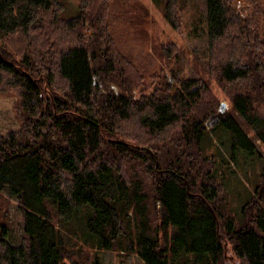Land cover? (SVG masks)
Instances as JSON below:
<instances>
[{
    "label": "trees",
    "instance_id": "trees-1",
    "mask_svg": "<svg viewBox=\"0 0 264 264\" xmlns=\"http://www.w3.org/2000/svg\"><path fill=\"white\" fill-rule=\"evenodd\" d=\"M109 1L79 0L65 18L60 0H0V94L21 121L0 136V215L9 187L24 219L13 246L0 218V264H83L58 227L83 204L100 248L144 264H264V167L236 213L201 146L211 115L232 149L254 153L255 141L184 73L174 42L152 40L140 69L145 52L108 32ZM163 14L180 29L178 0ZM206 24L209 75L264 146V0H206Z\"/></svg>",
    "mask_w": 264,
    "mask_h": 264
},
{
    "label": "rangeland",
    "instance_id": "rangeland-1",
    "mask_svg": "<svg viewBox=\"0 0 264 264\" xmlns=\"http://www.w3.org/2000/svg\"><path fill=\"white\" fill-rule=\"evenodd\" d=\"M64 8L61 15L65 18L78 14L79 0H60ZM165 0H110L106 24L108 32L120 44L124 51L136 53L145 52L142 62L136 65L143 69L147 65V53L151 52L152 40L159 45L169 39L180 49L178 65L188 77H201L211 91L219 99L221 111L228 110L238 120L240 126L255 141L254 153L236 148L232 149L229 132L219 122L216 115H211L206 121L201 146L206 156L213 157L216 162L215 176L228 192L227 206L240 213L241 206L252 196L260 172L264 167V146L256 139L250 128L229 103L225 93L209 75L208 37L206 24V0H178L183 13L180 29L173 28L165 19L163 8ZM152 53V52H151ZM156 54V53H155ZM157 57V54L155 55ZM160 58L157 57V63ZM157 63L151 70H157ZM147 82L149 81L146 78ZM171 80V78H170ZM152 87H147L150 92ZM138 96V93L136 92ZM16 97L0 94V136L9 131H17L21 121L14 111ZM220 111V109H219ZM2 195L8 199L5 216L8 232L6 239L13 246L22 243L24 237V219L19 208L16 194L9 187L2 190ZM94 208L83 204L74 216L67 220H59L58 227L68 242L72 257L83 264H144L136 253L120 249H104L98 244V236L92 234L87 227V220ZM133 214L129 225L130 231L135 230ZM69 264L67 258L64 259Z\"/></svg>",
    "mask_w": 264,
    "mask_h": 264
},
{
    "label": "water",
    "instance_id": "water-1",
    "mask_svg": "<svg viewBox=\"0 0 264 264\" xmlns=\"http://www.w3.org/2000/svg\"><path fill=\"white\" fill-rule=\"evenodd\" d=\"M219 109H220V111H221V110L223 109V106H220V108H219Z\"/></svg>",
    "mask_w": 264,
    "mask_h": 264
}]
</instances>
